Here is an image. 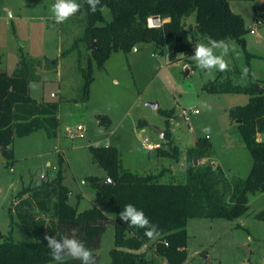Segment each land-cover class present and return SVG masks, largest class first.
I'll return each instance as SVG.
<instances>
[{"label": "rangeland", "instance_id": "obj_1", "mask_svg": "<svg viewBox=\"0 0 264 264\" xmlns=\"http://www.w3.org/2000/svg\"><path fill=\"white\" fill-rule=\"evenodd\" d=\"M54 3L0 0V73L12 75L22 56L37 61L40 80L29 84V96L39 102H59L60 119L55 138L39 130L13 139L10 162L0 154V242L33 241L11 207L24 188L39 186L46 180L52 183L60 171L71 206L79 212L97 208L110 219L115 217L111 204L89 181L90 177L100 181L107 177L94 162L90 146L118 147L125 170L160 175L161 182H184L189 164L220 166L228 179L248 176L253 157L229 111L246 105L249 96L212 94L206 86L220 75V81L240 85L256 81L264 89V16L254 14V5L264 3L230 1L231 11L241 15L248 33L244 48L234 40L228 41V71L201 70L192 59L194 53L187 59L178 54L170 61L174 40L167 38L161 49L144 44L134 52H114L103 67L93 60V81L85 100L84 72L90 51L86 53L81 42L74 46L84 26L69 21L56 23L51 11ZM102 14L107 22L112 20L107 8ZM192 19L194 16L184 21L185 27H193ZM255 21L262 25L252 34L249 29ZM190 34L195 46L206 38L195 30ZM245 67L249 69L246 77L242 74ZM147 103L159 107L153 110ZM202 103L210 105L211 110L202 108ZM191 108L198 114L190 112ZM171 110L167 126L162 112ZM78 125L83 131H77ZM205 126L212 128L208 137L211 149L201 158L192 150L196 141L204 138ZM153 128L164 132L168 129L170 139L159 138ZM257 138L261 140L260 135ZM174 148L176 159L160 155L161 150L172 155ZM260 212H264V192L251 195L247 214L234 221L189 219L185 264H264V220L256 217ZM113 248L114 227L109 223L101 236L96 264H109ZM139 253L144 254L143 264H166L151 248L144 246Z\"/></svg>", "mask_w": 264, "mask_h": 264}, {"label": "trees", "instance_id": "obj_2", "mask_svg": "<svg viewBox=\"0 0 264 264\" xmlns=\"http://www.w3.org/2000/svg\"><path fill=\"white\" fill-rule=\"evenodd\" d=\"M230 1L255 0H101L112 15L109 22L102 11L87 12L84 0H77L84 7L65 22L84 26L83 34L74 46L81 42L86 46V53L90 51L84 72L83 100L87 98L93 81L92 61L103 67L114 52L129 53L144 44H154L161 49L167 38H173L169 60H174L178 54L187 59L194 53L192 30L215 40H234L244 48L248 29L241 15L231 11ZM254 14L263 17L264 4L254 5ZM192 16L195 17V25L186 28L184 21ZM150 17H158L161 25L149 27L147 20ZM36 65L37 61L22 56L19 68L12 75L0 73V154L8 162L13 158L15 137H27L42 130L48 138H55L60 126L57 116L59 102H39L29 96V84L40 80ZM206 91L249 96L246 105L229 111V117L236 122L240 136L253 157V165L245 179H228L220 166L194 167L189 164L184 182H161L160 175H139L125 170L118 147L90 146L94 162L106 172V178L112 184L100 185L101 179L97 177H90L89 181L111 204L115 217L110 219L97 208L79 212L71 206L60 171L54 182L42 181L39 186L24 188L17 194L11 211L16 213L33 241H1L0 264H56L45 235L57 239L69 236L83 241L93 251L96 264L101 236L109 223L114 227V248L109 252V264H143L144 254L139 251L144 246L153 249L154 254L166 264H185L188 257L186 224L189 219L231 222L246 215L249 197L264 192V89L256 81L248 85L220 81L219 75L206 86ZM172 113L173 110L162 112L167 126ZM164 134L165 139H170L168 129ZM257 135L261 136L260 141ZM210 149L209 138L204 137L196 141L192 152L202 158L208 156ZM160 155L176 159L177 149L174 148L172 155L161 150ZM127 204L143 210L162 231L161 238L149 240L144 229L121 221L119 213ZM256 217L264 220V212ZM65 264L81 262L69 258Z\"/></svg>", "mask_w": 264, "mask_h": 264}, {"label": "clouds", "instance_id": "obj_3", "mask_svg": "<svg viewBox=\"0 0 264 264\" xmlns=\"http://www.w3.org/2000/svg\"><path fill=\"white\" fill-rule=\"evenodd\" d=\"M87 4V12L95 13L98 9L104 11L106 5L101 4V0H84ZM84 7L83 4L78 3L77 0H55L51 7L56 23H64L69 18L80 12ZM87 14V13H84ZM229 53V44L226 40H215L211 37H206L201 40L194 47V55L192 59L201 70L225 72L229 70L230 61L226 59ZM249 69L243 68L242 74L246 77ZM30 86H32L30 84ZM201 107L211 110L210 105L202 103ZM202 133L205 138L212 134L211 126L202 128ZM119 218L124 223L131 227L144 229V235L152 241L158 240L162 236V231L157 224L145 215L144 211L136 208L133 204H127L123 211H120ZM44 239L47 241V246L51 251L52 259L56 264H65L71 258L79 260L81 264H95V257L93 251L85 246V243L74 237L64 236L57 239L55 236L45 235Z\"/></svg>", "mask_w": 264, "mask_h": 264}, {"label": "built area", "instance_id": "obj_4", "mask_svg": "<svg viewBox=\"0 0 264 264\" xmlns=\"http://www.w3.org/2000/svg\"><path fill=\"white\" fill-rule=\"evenodd\" d=\"M147 23H148L149 27H159L161 25V20L158 17H150V18H148ZM261 25H262L261 22L255 21L253 26L249 29L250 33H252V34L255 33L256 29L259 26H261ZM53 96L54 95H52V97ZM189 111L192 112L193 114H198V110L197 109L191 108ZM77 131H83V128L80 125H78L77 126Z\"/></svg>", "mask_w": 264, "mask_h": 264}, {"label": "water", "instance_id": "obj_5", "mask_svg": "<svg viewBox=\"0 0 264 264\" xmlns=\"http://www.w3.org/2000/svg\"><path fill=\"white\" fill-rule=\"evenodd\" d=\"M92 47H94V45H92ZM135 50H136V48H133V49H132L133 52H134ZM146 105L149 106V107H151L153 110H157L158 107H159V105H158L157 103H147ZM153 130L155 131V133L157 134V136H158L159 138H163L164 133H165L164 130H162V129H158V128H153ZM46 181H47V180H46ZM99 184H100V185H105V184H109V185H111L112 182H111V180H110L109 178H106V179L100 181Z\"/></svg>", "mask_w": 264, "mask_h": 264}, {"label": "crops", "instance_id": "obj_6", "mask_svg": "<svg viewBox=\"0 0 264 264\" xmlns=\"http://www.w3.org/2000/svg\"><path fill=\"white\" fill-rule=\"evenodd\" d=\"M260 1V3H264V0H259ZM191 18V17H190ZM190 23V22H189ZM192 24H193V26L195 25V17H194V20L192 19ZM252 27V26H251ZM250 27V28H251ZM186 28H188V26H186ZM204 37V36H203ZM138 48L136 47V50H137ZM135 50V51H136ZM52 95H54V94H51V97H52ZM53 97H56V96H53Z\"/></svg>", "mask_w": 264, "mask_h": 264}]
</instances>
